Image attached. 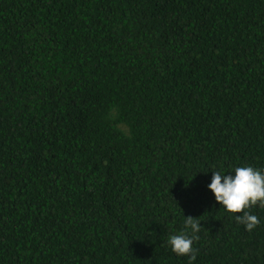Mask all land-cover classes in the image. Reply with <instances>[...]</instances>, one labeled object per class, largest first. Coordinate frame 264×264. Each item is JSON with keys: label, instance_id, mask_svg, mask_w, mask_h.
<instances>
[{"label": "trees", "instance_id": "obj_1", "mask_svg": "<svg viewBox=\"0 0 264 264\" xmlns=\"http://www.w3.org/2000/svg\"><path fill=\"white\" fill-rule=\"evenodd\" d=\"M240 166L264 0H0V264H264V208L249 232L208 188Z\"/></svg>", "mask_w": 264, "mask_h": 264}, {"label": "clouds", "instance_id": "obj_2", "mask_svg": "<svg viewBox=\"0 0 264 264\" xmlns=\"http://www.w3.org/2000/svg\"><path fill=\"white\" fill-rule=\"evenodd\" d=\"M212 179L208 185L218 202L229 214H240L236 221L245 226L249 232L259 224L258 216L249 209L259 205L264 208V170L252 166H240L234 169V174H224L221 171H211ZM184 229L168 238L171 251L177 256H187L195 260L197 250L193 242L199 240L201 222L191 216H184Z\"/></svg>", "mask_w": 264, "mask_h": 264}]
</instances>
